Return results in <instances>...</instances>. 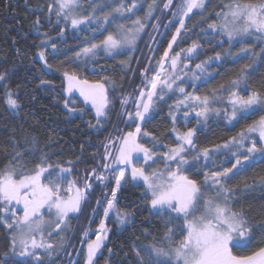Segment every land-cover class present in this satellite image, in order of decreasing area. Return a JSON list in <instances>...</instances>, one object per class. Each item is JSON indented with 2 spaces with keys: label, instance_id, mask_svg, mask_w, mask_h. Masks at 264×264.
<instances>
[{
  "label": "snow or ice",
  "instance_id": "6c2138e0",
  "mask_svg": "<svg viewBox=\"0 0 264 264\" xmlns=\"http://www.w3.org/2000/svg\"><path fill=\"white\" fill-rule=\"evenodd\" d=\"M161 2L162 8L158 7L156 0L148 4L143 17L137 15L143 7L141 0H87L86 3L85 0H50L46 10L37 5L38 9L46 11L47 22L51 23L54 16L56 24L63 25L58 33L61 45L66 43V27L81 34H91L73 56L86 67H95L101 54L115 59L121 54L136 53L144 35L149 36L151 43L148 45L146 66L140 73L143 87L139 89L138 96L129 95L120 100L125 122L133 130L121 132L116 137L110 136L101 142L104 147L103 162L96 168L85 169L81 180L68 179L73 168L53 165L48 160V154L43 152L40 162L29 169L25 157L35 156L41 151L39 141L33 136L11 141L14 149L7 156L12 158L0 167V221L10 232V251L4 252V257H21V264H49L52 254L63 251L67 246L65 237L60 233L69 230L70 217L81 213L83 205L88 202L89 194L94 190L92 180L103 184L111 178L115 186L106 194L104 201L103 215L106 219L111 214L118 224L124 225L134 215L126 207H120L118 200V193L131 180L145 186L143 195L150 196L148 203L151 209L165 220L163 237L158 242L142 244L135 250L138 264H264V238L259 242L261 246L251 254H233L234 248L248 247L255 236L246 212L233 206L237 190L225 183L229 174H235L234 170H244L256 158L264 159V115L246 123L236 135L212 147L197 146L198 128L182 131L173 127L171 131L175 133L176 143L167 145L168 150L162 153L154 148L157 144L162 145L163 141L142 128L159 105L173 95L178 96L169 106V117L174 125L181 109H187L182 112L184 121L194 115L198 127L206 125L210 119H224L235 126L258 112L264 113V86L253 89L249 75L258 62L264 63V0H230L215 12L217 19L211 22L204 14L206 0H179L175 5L173 0ZM169 9H173L172 19L165 27L178 26L167 48L157 58L158 48L152 47L155 37L147 29L151 26L153 32H158L159 23L151 24L154 13ZM194 10L201 14L197 24H206L201 34L213 33L219 40H226L230 49L234 42L239 43L238 52L229 50L226 55L237 60L249 59L233 76L205 95L195 93L197 82L212 78L214 73L209 69L223 61L225 55L216 52L191 66L203 50V45L194 40L191 46L183 48L178 38L182 41L183 37L190 35L186 19ZM32 27L40 32L42 23L39 16L32 22ZM41 35L44 39L38 45L37 54L44 66L51 68L47 59L48 50L55 54L61 49L52 42L53 37L47 32ZM97 36L103 38L96 41ZM250 38L255 43L247 44ZM174 45L179 50L174 49ZM130 65L131 60H128L121 61L119 66L131 70ZM64 76L68 80V92L78 89L84 100L91 103L96 120L92 127L102 130L101 122L108 119L109 111L114 108L108 86L114 89L116 81L105 77L103 82L92 83L67 71ZM6 79V74L0 73V82ZM49 83L41 81L42 85ZM185 84H189L194 91H188ZM17 97L18 90L11 87L5 89L4 103L13 112L22 106ZM130 101L133 111L127 110ZM64 104L67 106L69 101L65 100ZM69 110L76 111L75 108ZM144 138H150L153 147L142 143ZM221 154H226V159L234 160V163L222 170H211L210 166L215 165L216 157ZM140 160L143 164L138 163ZM156 160L164 161L163 170L146 171L145 166ZM67 163L72 165L74 162L69 160ZM197 165L199 168L195 175H202V180L187 174ZM105 172L110 175H105ZM97 205L101 206L100 201ZM18 206H22L20 212L17 211ZM256 227L264 230V223ZM108 231L104 221H101L95 239L87 242L85 264H94V258L107 240ZM54 232L59 239L53 238ZM83 235L87 237L88 232ZM141 248L144 255H141ZM0 264L4 261L0 260ZM72 264L78 262L73 261Z\"/></svg>",
  "mask_w": 264,
  "mask_h": 264
},
{
  "label": "trees",
  "instance_id": "16d2710c",
  "mask_svg": "<svg viewBox=\"0 0 264 264\" xmlns=\"http://www.w3.org/2000/svg\"><path fill=\"white\" fill-rule=\"evenodd\" d=\"M50 0H0V73H4L7 79L0 82V167H3L12 158L7 153L12 152L14 145L11 141H21L23 136H33L39 141L38 151L35 156L27 155L25 157L26 165L29 169L39 163L41 152L48 154V160L53 165H62L64 167H72L73 171L68 179L81 180L85 175V169L96 168L102 163L104 147L101 142L107 138L119 136L117 133V121H120L123 111L120 100L135 86L142 84L141 70L146 66L145 61L149 56L148 45L149 36L144 35L139 43V50L133 54H121L115 57H106L101 54L97 59L95 67L84 66L82 61L74 60L73 56L80 47L84 46L85 38L91 37L88 32H74L70 28H65L66 43L61 45L58 33L63 25H57L55 17H52L51 23L45 20L46 11L37 8L42 5L46 10ZM87 0H85V3ZM153 0H141L143 7L137 12V15L143 17L147 11V5ZM158 7L162 8L161 0H156ZM179 0H173V5ZM230 0H208L206 3L205 15L209 16V22L216 20L215 12L220 11L223 5L229 3ZM157 10L154 13L151 24L159 23V31L153 32L151 26L147 32L151 35L155 33L158 39H155L153 48H158L157 58L167 48L171 36L175 32L176 25H169L172 19L171 11ZM40 17L42 27L37 32L32 27V22L36 17ZM201 19L199 11H195L190 18L186 20L187 27L191 30L190 35L183 37L182 41L178 38L180 47L187 48L191 46L195 40L203 45V50L198 57L192 61V67L195 63L207 59L208 56L220 52L225 55V59L217 64H213L209 71L214 73L213 77L207 80L202 79L197 82L195 93L198 95L209 94L211 89L218 87L227 79L235 74V72L244 64L249 62L247 57L243 59H234L226 55L230 50L232 53L239 51L241 45L233 43L231 49L226 40H219L214 37L213 33L205 32L201 34V29H206V24H197ZM47 32L53 37V41L57 43L61 49L58 53L53 54L49 49L47 52L48 63L51 68L44 66V62L38 56V45L44 39L41 33ZM107 33H105L106 35ZM97 36L96 41L102 39ZM247 44H253V39H248ZM174 49L176 45L173 46ZM259 50V45H257ZM131 60L130 68H121V61ZM76 74L79 79H86L89 82L101 81L105 77L116 81V87L113 89L109 85V96L114 102V108L109 111L108 119L103 120L102 130L93 128L96 124L95 112L93 107L84 100L79 94H71L68 92L67 78L64 72ZM250 83L253 89H261L264 86V63H257L255 69L249 73ZM49 81L51 83L42 85L41 81ZM11 87L18 90V100L21 108L13 112L4 103L5 89ZM188 91H194L189 84H185ZM178 96L166 98V103L160 104L158 109L153 112L152 118L142 124V128L148 132H152L159 137L163 144H157L154 148L157 152L167 151V145L175 144V133L171 131L173 127L184 131L187 128H198L196 134V144L198 147H212L215 144L223 143L233 135H236L246 123H251L253 119H258L263 113H256L251 119L241 121L233 126L224 119H210L206 125L197 126V121L193 115L187 121H184L182 112L187 109H181V114L175 125L169 117L170 105L174 104ZM68 100L69 104L65 106L64 101ZM222 106V105H218ZM75 108L76 111L69 109ZM125 132L133 130V127L125 124ZM121 129V127H120ZM115 135V136H114ZM142 143L148 147H153V141L150 138H144ZM23 150V148L21 149ZM191 155V154H190ZM73 161L69 165L67 161ZM79 163H75V161ZM142 162V160H140ZM203 163V162H202ZM234 160L226 159V154L216 157L215 165H211V170H222L224 167H231ZM155 165L164 168L163 160H156ZM197 168L188 171L190 177L202 180L203 176H196ZM98 171H100L98 169ZM235 174H229V179L225 181L231 189H236L233 200V206L236 210L243 209L253 226V234L255 239L246 248H234L235 255H249L258 249L262 232L256 225L264 223V159L256 158L250 162L242 171ZM106 175H110L106 172ZM95 179L92 183H95ZM97 182V181H96ZM104 185V184H103ZM97 184L92 193H90L88 205L82 212L81 218L83 225H87L90 221L93 209H96L97 201H101L102 197L110 193L115 186L114 180L107 181V187ZM145 186L141 183L129 181L118 193L120 207L127 208L134 215L129 218L128 222L120 225L111 216L108 225L111 229L108 242L102 248L101 253L94 259V264H138L135 250L140 246L158 242L164 235L166 229L164 227L165 220L162 215L154 214L148 201L150 196H144ZM21 209L18 210L20 212ZM92 211V213H91ZM96 213V211H95ZM93 213V214H95ZM102 208H99L94 220L91 222L92 229H97L102 218ZM77 218H73L76 222ZM10 232L0 221V260L4 264H21L22 259L13 256L4 257V252L10 251ZM179 239V236L176 237ZM111 250V252H109ZM141 255H144L141 248ZM78 264H85V250L83 249L78 255ZM61 256L49 261V264H59Z\"/></svg>",
  "mask_w": 264,
  "mask_h": 264
},
{
  "label": "rangeland",
  "instance_id": "374dc122",
  "mask_svg": "<svg viewBox=\"0 0 264 264\" xmlns=\"http://www.w3.org/2000/svg\"><path fill=\"white\" fill-rule=\"evenodd\" d=\"M207 1L208 0H206V3H207ZM195 11H198V10H194V12ZM192 14H190V16H191ZM188 19V18H187ZM186 19V20H187ZM154 37H155V39L157 38L158 39V37H159V35L157 36V34L155 33L154 35H153ZM150 42V41H149ZM151 43V42H150ZM153 45H154V43H152V47H153ZM67 86H68V82H67ZM143 87V84H141V85H139V86H135V89L133 90V91H130L129 93H127V95H125V97L126 96H129V95H131V96H138V93H139V89L140 88H142ZM71 94H79V95H81L80 94V92H79V90L78 89H73L72 90V92H71ZM82 96V95H81ZM83 97V96H82ZM84 98V97H83ZM90 105H91V103L90 102H88ZM92 106V105H91ZM224 105H222V106H220V107H223ZM127 110L128 111H133L134 110V108H133V105H132V103H131V101L129 102V105L127 106ZM123 111H124V109H123ZM122 111V112H123ZM263 115H264V113H263ZM126 117L125 116H123L122 115V113H121V117H120V121L118 120L117 121V131H119V133H117V135H119V134H121V132H125V124H126ZM120 127H121V129H120ZM115 136V135H114ZM139 164H143V160H142V162L141 161H139L138 162ZM155 163H156V161L153 163V162H149V165H147V166H145L146 167V171L147 170H150V169H160V170H163V167L162 168H160L159 167V165H155ZM150 166V167H149ZM105 175H106V172H105ZM108 181V180H107ZM107 181H104L103 182V184L105 185V184H107ZM137 183H140V182H137ZM97 184H100V185H103V184H101V182H99V181H95V183L93 182V189H94V186L95 187H97L96 185ZM142 184V183H141ZM103 185V186H104ZM92 193V192H91ZM89 197H91L90 196V194H89ZM89 197H88V200H89ZM107 198H110V196H107ZM105 199H106V196H104V197H102V199H101V201H100V204H101V206H99L98 207V205H97V203H96V209H93V213H95V211H96V213H98V210H99V208H102V211H103V206H104V201H105ZM99 201V200H98ZM89 207V205H88V202L86 203V204H84L83 205V207H82V211H81V213H79V214H73L71 217H70V219H69V226H70V228H69V230L68 231H66V232H63V233H60V235L61 236H64L65 237V239H66V241H67V246L65 247V249L63 250V251H57V252H55V253H53L52 254V259L54 260V259H56V258H58L59 256H61V260H60V262H59V264H72V262L73 261H78V255H79V253L84 249L85 250V257H86V254H87V242L89 241V240H91V239H95V235L99 232V225H100V223H101V221H104V223L106 224V227L109 229V231H108V233H107V240L105 241V244L108 242V238H109V235H110V231H111V229H110V227H109V225H108V222H109V219H110V217L112 216L111 214H110V216L106 219L105 217H104V215L102 214V218H101V220H100V222H99V225H98V227H97V229H95V230H93L92 229V224H91V222L94 220V218H95V215H96V213L95 214H93L92 213V211H91V213H92V215H91V219H90V221H87V225H85L83 228H82V233L81 234H79L81 231H79L80 230V228H81V226L83 225V223H85L86 224V222H83L82 221V216H81V214H82V212L86 209V207ZM22 208V206H18L17 207V211L19 210V209H21ZM47 215V214H46ZM77 218L75 221L76 222H74V223H72L73 222V218ZM85 231H87L88 232V236L87 237H85L84 235H83V233L85 232ZM53 238L54 239H59V236L54 232L53 233ZM104 244V245H105ZM104 247V246H103ZM102 247V248H103ZM101 251H102V249H101ZM101 251L97 254V256L101 253ZM234 254V253H233ZM235 255V254H234ZM15 258H18V259H23V258H21V257H18V256H16ZM51 259V260H52ZM95 259V258H94Z\"/></svg>",
  "mask_w": 264,
  "mask_h": 264
}]
</instances>
